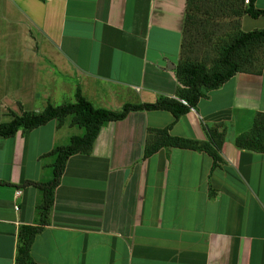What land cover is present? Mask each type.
I'll return each mask as SVG.
<instances>
[{"label": "crops", "instance_id": "0c3cea01", "mask_svg": "<svg viewBox=\"0 0 264 264\" xmlns=\"http://www.w3.org/2000/svg\"><path fill=\"white\" fill-rule=\"evenodd\" d=\"M185 5L0 0V123L10 112L72 102L76 87L93 106L111 110L175 97ZM255 6L264 8V0ZM258 112L264 113V66L258 73L237 72L177 118L137 110L103 124L88 154L68 158L48 222L31 245L32 259L264 264V154L233 144ZM215 124L225 131L223 162L216 167L209 155L191 149L144 154L154 129L170 125L171 135L205 140L204 126ZM82 132L51 120L0 136V181L9 182L0 183V264H17L18 230L38 222L41 193L32 182L50 176V159L40 156Z\"/></svg>", "mask_w": 264, "mask_h": 264}, {"label": "trees", "instance_id": "16d2710c", "mask_svg": "<svg viewBox=\"0 0 264 264\" xmlns=\"http://www.w3.org/2000/svg\"><path fill=\"white\" fill-rule=\"evenodd\" d=\"M208 5L215 8L223 16H233L239 19L242 15L256 18L264 15V8L255 6L256 0H186L185 19L183 30V56L175 66L179 86L175 97L159 96L153 102L132 104L126 103L120 110L95 107L81 93L79 87L74 92L72 102L61 104L48 103L41 111H22L20 115L12 116L9 121L0 123V136L11 137L18 129L23 131L36 128L51 120H56L58 125L68 121L70 126H76L83 130L80 135H72L65 144L56 145L49 152L40 156V159L49 158V178L32 182L41 193L40 202L37 205L38 222L35 225H23L18 230L16 245L17 264H36L31 256V245L34 237L48 222L51 206L54 199V189L60 182L68 158L74 154H88L92 143L98 134L100 127L108 121L123 119L129 112L137 110H163L169 111L175 118L185 114L194 108L199 98L206 93L222 85L237 72L258 73L264 66V60L258 56L257 51L264 49V27L252 30H242L239 21L227 40L218 46L217 56L211 65L199 60H191L185 57V46L192 43L191 27L198 26L195 12ZM197 28V27H196ZM186 101V104L181 102ZM220 124L204 126L206 139L197 140L171 135L169 126L154 129V137L147 143L144 154L149 155L162 147H173L201 151L212 159V166L216 167L223 162L221 148L225 140V131L220 129ZM233 144L241 150H248L264 154V113H256L251 125L245 131L238 133ZM1 184L9 182L0 181Z\"/></svg>", "mask_w": 264, "mask_h": 264}, {"label": "rangeland", "instance_id": "374dc122", "mask_svg": "<svg viewBox=\"0 0 264 264\" xmlns=\"http://www.w3.org/2000/svg\"><path fill=\"white\" fill-rule=\"evenodd\" d=\"M206 6L211 8L203 7L201 10L195 12L197 18V24L195 28L192 26V31L189 33L193 34L192 43L190 46H185L184 54L185 57L191 60H199L207 63V66L211 65L212 60L217 56L219 44L227 40L228 34H231L236 25L238 19L233 16H223L222 13L215 8V5H208V1L205 3ZM242 30H252L264 27V15L260 18H251L248 15L242 18ZM258 56L261 55L264 60V49L260 48L257 51ZM75 128H78L75 126Z\"/></svg>", "mask_w": 264, "mask_h": 264}, {"label": "built area", "instance_id": "2783aa9c", "mask_svg": "<svg viewBox=\"0 0 264 264\" xmlns=\"http://www.w3.org/2000/svg\"><path fill=\"white\" fill-rule=\"evenodd\" d=\"M247 1L248 0H244L245 3H247ZM181 102L184 103V104H186V101L183 100V99H181ZM15 193H16V195H19L20 194V190H17ZM14 207H15V209H17V205H15Z\"/></svg>", "mask_w": 264, "mask_h": 264}, {"label": "water", "instance_id": "95a60500", "mask_svg": "<svg viewBox=\"0 0 264 264\" xmlns=\"http://www.w3.org/2000/svg\"><path fill=\"white\" fill-rule=\"evenodd\" d=\"M169 65V64H168ZM168 68H173L174 64H170V66H167Z\"/></svg>", "mask_w": 264, "mask_h": 264}]
</instances>
